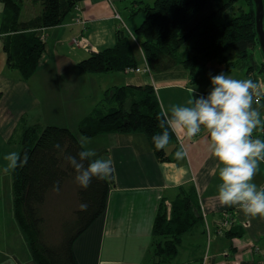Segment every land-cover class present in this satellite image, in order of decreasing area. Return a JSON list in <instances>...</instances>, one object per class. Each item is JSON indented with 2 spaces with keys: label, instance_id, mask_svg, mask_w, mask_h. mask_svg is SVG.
I'll use <instances>...</instances> for the list:
<instances>
[{
  "label": "crops",
  "instance_id": "crops-1",
  "mask_svg": "<svg viewBox=\"0 0 264 264\" xmlns=\"http://www.w3.org/2000/svg\"><path fill=\"white\" fill-rule=\"evenodd\" d=\"M156 0H82L58 27L42 31L46 49L37 72L25 80L18 69L7 65L0 14V174L12 177V169L4 159L10 151H21V140L28 127L56 125L70 128L79 141L88 138L87 147L98 157L108 155L112 161L113 179L104 213L74 243L78 264H150L155 238L154 223L161 204L170 206L181 193L193 188L199 196L203 223L183 236L180 254L174 264H264V216L246 215L237 205L223 204L218 195V172L210 149V137L203 129L194 137L175 134L166 146L170 160L160 161L143 133H111L84 136L79 125L97 108L110 109L115 102H105L110 89L123 86L155 88L163 111L175 105H188L193 95L211 90V75L225 72L235 78L248 79L246 69L233 68L216 61L192 74L181 64L163 73H84L78 64L94 52L113 48L119 36L129 37L140 68L146 58L135 32L145 16L135 12ZM28 5L30 17L42 12L41 3ZM0 13L3 6L0 0ZM36 6H39L36 10ZM74 41L80 42L75 44ZM78 45V46H77ZM259 49V63L264 54ZM258 83L254 107L264 112V71L256 72ZM252 76V75H251ZM73 128H77L76 131ZM253 136L264 139V130ZM183 144L187 157L177 159L176 151ZM218 167V166H217ZM3 175V174H2ZM254 182L264 185V162ZM11 220L0 221V264H37L27 246L13 214L12 202L7 203ZM233 218L232 231L241 237L217 234L225 214ZM148 219L147 228L138 226Z\"/></svg>",
  "mask_w": 264,
  "mask_h": 264
},
{
  "label": "trees",
  "instance_id": "trees-1",
  "mask_svg": "<svg viewBox=\"0 0 264 264\" xmlns=\"http://www.w3.org/2000/svg\"><path fill=\"white\" fill-rule=\"evenodd\" d=\"M81 1L32 0L41 3L42 12L22 22L23 0H1L6 11L1 30L5 35L7 65L18 69L23 79L31 78L46 49L42 31L62 25ZM240 1L156 0L135 10L145 16L135 37L151 72L163 73L181 64L196 74L216 61L224 64L226 70L246 69L248 78L258 83L256 72L264 71V62L259 63L255 57L260 46L253 0L254 9L234 16L228 14L229 8ZM190 41L192 44L185 51ZM135 67L139 63L126 36H119L113 48L94 52L78 64L84 73L126 72ZM105 102H115L117 106L97 108L84 118L79 125L82 135L143 133L157 158L170 160L166 149H156L152 141V136L162 131L158 116L163 112L153 86L115 87L106 93ZM174 139L175 133L171 140ZM57 142L64 146L65 153L77 155L81 150L78 137L68 127L31 126L24 130L20 154L23 157L26 153L28 159L12 169L13 214L37 264H78L74 243L104 213L111 180L93 178L88 188H82L65 153L53 147ZM57 182L59 192L54 190ZM83 202L88 204L86 210L80 208ZM202 223L199 196L194 188L181 193L170 206L163 202L154 223L155 244L150 264H174L183 236ZM231 229L226 232L229 238L244 234Z\"/></svg>",
  "mask_w": 264,
  "mask_h": 264
},
{
  "label": "clouds",
  "instance_id": "clouds-1",
  "mask_svg": "<svg viewBox=\"0 0 264 264\" xmlns=\"http://www.w3.org/2000/svg\"><path fill=\"white\" fill-rule=\"evenodd\" d=\"M211 90L205 95H193L188 105H175L163 111L159 116V128L162 131L152 136L156 149H166L172 134L194 137L207 129L210 137V149L215 161L211 174L220 178L218 195L225 205H237L246 215L264 216V185L254 182L261 162H264V139L253 136V132L264 130V112L254 107V90L257 82L251 78H235L225 72L211 75ZM258 103V101L256 102ZM88 138L79 141L81 150L77 155L65 153L59 142L54 148L65 153L66 160L76 172L75 180L82 188H88L93 178L106 179L112 172V161L98 157L95 149L86 146ZM177 159L187 157V150L181 144L176 151ZM9 169H15L27 162L17 151L5 154ZM218 166V167H217ZM54 190H61L59 182ZM82 210L88 204H80ZM138 226L147 228L148 219L141 220Z\"/></svg>",
  "mask_w": 264,
  "mask_h": 264
},
{
  "label": "rangeland",
  "instance_id": "rangeland-1",
  "mask_svg": "<svg viewBox=\"0 0 264 264\" xmlns=\"http://www.w3.org/2000/svg\"><path fill=\"white\" fill-rule=\"evenodd\" d=\"M31 0H23L22 9L20 13V20H26L30 17V11H33V8L28 5V2ZM1 7V6H0ZM39 8V6H36V10ZM254 9V5L252 4L251 0H241L239 3L231 6L228 10V14L230 16L238 15L240 11L242 12H248L251 9ZM6 13L5 9L3 10V13L0 14L4 16ZM2 16L0 18H2ZM192 44V41L188 42L186 44L185 51L188 50L189 46ZM78 46V45H77ZM187 48V49H186ZM183 50V49H181ZM255 57L259 60V49L255 51ZM77 128H73V130L76 131ZM5 170L3 171V175L0 174V221L3 219L4 222L10 221L11 216L9 211L7 210V203L12 202V177L9 174H4ZM65 198V197H64ZM66 199H68L66 197ZM59 201V200H58ZM60 202V201H59ZM58 204V202H57ZM66 205V204H65ZM1 230V228H0Z\"/></svg>",
  "mask_w": 264,
  "mask_h": 264
},
{
  "label": "water",
  "instance_id": "water-1",
  "mask_svg": "<svg viewBox=\"0 0 264 264\" xmlns=\"http://www.w3.org/2000/svg\"><path fill=\"white\" fill-rule=\"evenodd\" d=\"M255 5V16H256V32L258 36L259 46L264 54V0H253ZM124 36V34H122ZM105 158L110 159L108 155ZM109 179H113V170L109 175Z\"/></svg>",
  "mask_w": 264,
  "mask_h": 264
},
{
  "label": "built area",
  "instance_id": "built-area-1",
  "mask_svg": "<svg viewBox=\"0 0 264 264\" xmlns=\"http://www.w3.org/2000/svg\"><path fill=\"white\" fill-rule=\"evenodd\" d=\"M75 44H80L78 41H74ZM126 73H151V70L149 66L146 63V66L144 68L135 67V68H129L126 70ZM258 101V99H255ZM233 225V218L232 215L229 213L225 214V219L223 220V223L220 224L217 228V234H225L230 227Z\"/></svg>",
  "mask_w": 264,
  "mask_h": 264
}]
</instances>
